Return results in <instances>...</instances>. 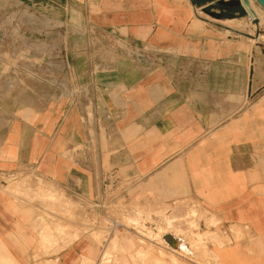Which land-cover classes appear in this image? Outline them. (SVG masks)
<instances>
[{"label":"crops","instance_id":"0c3cea01","mask_svg":"<svg viewBox=\"0 0 264 264\" xmlns=\"http://www.w3.org/2000/svg\"><path fill=\"white\" fill-rule=\"evenodd\" d=\"M16 1L77 33L149 51L150 68L133 80L71 75L69 91L0 127V171L28 177L20 193L0 188V264L91 256L92 240L72 238L75 221L34 191L46 184L55 209L75 214L101 210L99 200L199 204L229 235L219 264H264V9L207 18L218 0Z\"/></svg>","mask_w":264,"mask_h":264},{"label":"rangeland","instance_id":"374dc122","mask_svg":"<svg viewBox=\"0 0 264 264\" xmlns=\"http://www.w3.org/2000/svg\"><path fill=\"white\" fill-rule=\"evenodd\" d=\"M252 2L258 12L263 10L255 0ZM207 8L226 13L233 12L234 7L223 8L215 2ZM238 8L246 13L242 6ZM149 61V51L136 50L106 34L77 33L69 26H59L44 18L33 7L16 0H0V127L13 111L52 103L55 91H69L71 75L93 72L126 75L133 80L149 72ZM9 176L6 189L20 193L28 177ZM36 188L34 191L43 197L50 210L75 221L73 236L76 232L79 240L85 237L92 240L91 256L89 250L79 264H219V251L230 242L215 216L196 203H178L179 209L173 211L169 205L146 209L119 199L108 202L103 211L88 214L78 207L75 214L55 209L54 203L60 205V201L55 199L52 184ZM109 218L122 226L110 233ZM201 218L205 226L200 225ZM57 228L56 233H64L63 226ZM55 231L46 232V238L54 236ZM164 231L176 232L188 243L184 252L178 249L172 252L164 239L162 243L159 241ZM231 232L235 237L242 235L240 229L231 228Z\"/></svg>","mask_w":264,"mask_h":264},{"label":"bare ground","instance_id":"6f19581e","mask_svg":"<svg viewBox=\"0 0 264 264\" xmlns=\"http://www.w3.org/2000/svg\"><path fill=\"white\" fill-rule=\"evenodd\" d=\"M243 1V0H242ZM249 1V5L248 6H245L244 5V8L246 9V10H248L250 13H251V10L250 9H253V10H255V12H256V14L257 15H259V13H258V11L256 10V8H255V6H254V4H253V2H252V0H248ZM254 17L253 15H250V17ZM176 233V232H175ZM166 235V234H169V235H166V239H167V241L168 242H170V243H174V244H176V247H173V249H178V250H181V251H183L184 252V249L187 247L186 245L188 244V243H184V241H183V239L182 238H180V237H178V236H175V235H173L172 233H163V234H161V235H159V238H160V242L162 243V241H164V240H162L163 238H162V235ZM72 238H78V234L75 232V234H74V236L72 237ZM197 241V240H196ZM193 242V241H192ZM189 245H191V244H189ZM168 246V245H167ZM170 247V246H169ZM170 248H172V247H170ZM190 248V247H189ZM192 249V248H191ZM178 250H175V252L176 251H178ZM188 250V249H187ZM160 251H161V249H160ZM182 252V253H183ZM187 252V251H186ZM156 253H158V252H156ZM160 253V255L162 254V252H159ZM158 253V254H159ZM181 253V252H180ZM164 254V253H163ZM165 256V255H164ZM174 256V255H173ZM171 258V257H170ZM175 258V257H174ZM161 259V258H160ZM159 259V260H160ZM162 261V260H161ZM170 262H172V261H170ZM183 263V262H182ZM174 264H176V263H174ZM180 264V263H179Z\"/></svg>","mask_w":264,"mask_h":264},{"label":"water","instance_id":"95a60500","mask_svg":"<svg viewBox=\"0 0 264 264\" xmlns=\"http://www.w3.org/2000/svg\"><path fill=\"white\" fill-rule=\"evenodd\" d=\"M263 9H264V0H255ZM217 3L220 5V6H226V7H238V6H242L244 8V5L245 6H248L249 5V1L248 0H218ZM245 9V8H244ZM204 12H206L207 14L211 15V16H214V17H219V13L215 12V11H212V10H209L207 7H205L203 9ZM166 235H169V234H166ZM166 235H162V238L165 240V242L167 243L168 246L170 247H176V244H172L170 242L167 241L166 239Z\"/></svg>","mask_w":264,"mask_h":264},{"label":"built area","instance_id":"2783aa9c","mask_svg":"<svg viewBox=\"0 0 264 264\" xmlns=\"http://www.w3.org/2000/svg\"><path fill=\"white\" fill-rule=\"evenodd\" d=\"M9 178H10L9 174H6L5 172L0 171V188H3L4 186L7 185V181L9 180ZM11 178H13V176ZM94 206L97 208H100L101 210H104L105 203L99 200L98 202H95ZM109 221L111 222V225H109L108 227L110 233L113 231V229H116L121 225L114 219L109 218Z\"/></svg>","mask_w":264,"mask_h":264},{"label":"trees","instance_id":"16d2710c","mask_svg":"<svg viewBox=\"0 0 264 264\" xmlns=\"http://www.w3.org/2000/svg\"><path fill=\"white\" fill-rule=\"evenodd\" d=\"M221 7H223V8H228V7H226V6H221ZM239 7V6H238ZM225 14L224 13H220V17H223Z\"/></svg>","mask_w":264,"mask_h":264}]
</instances>
